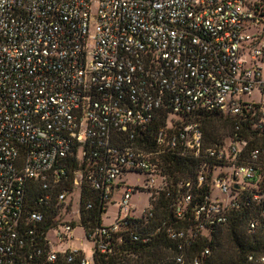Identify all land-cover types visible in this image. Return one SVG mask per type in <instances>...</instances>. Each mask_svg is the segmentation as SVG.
<instances>
[{
  "label": "built area",
  "instance_id": "obj_1",
  "mask_svg": "<svg viewBox=\"0 0 264 264\" xmlns=\"http://www.w3.org/2000/svg\"><path fill=\"white\" fill-rule=\"evenodd\" d=\"M208 112L233 122L211 145L199 119ZM178 159L202 163L195 179L174 183ZM223 165L233 171L216 178ZM129 172L145 174L144 186L123 180ZM85 185L108 202L89 227ZM137 191L149 193L140 214ZM162 193L173 196L167 232L181 249L243 203L264 216V0H0V264H96ZM110 202L119 212L106 224ZM78 226L90 257L71 244Z\"/></svg>",
  "mask_w": 264,
  "mask_h": 264
},
{
  "label": "trees",
  "instance_id": "obj_2",
  "mask_svg": "<svg viewBox=\"0 0 264 264\" xmlns=\"http://www.w3.org/2000/svg\"><path fill=\"white\" fill-rule=\"evenodd\" d=\"M199 119L209 145L223 139L225 132L221 126L228 125L229 131L233 128L232 120L217 112L203 113ZM201 166L202 163L197 159L176 160L170 169L174 183L188 177L195 179ZM210 185L211 176L205 186L206 189ZM40 187L39 182L32 183L31 195H36ZM172 201V195L167 196L163 193L159 195L153 214L148 221L144 219L129 221L130 226L122 229L123 238L116 240L113 252L96 254L95 263L194 264L195 257L202 256L203 251L209 248L210 254L202 256L201 264H264L260 259L264 255V216L261 215L259 205L241 204L239 208L232 211L230 220L226 224L207 231L206 235L198 236L190 245L181 249L179 242L172 239L167 232V226L174 220L170 206ZM90 203L92 207L88 208ZM107 204V200L99 191L85 185L80 200L84 225L89 227L101 223ZM44 209L49 220L50 212ZM252 218L257 219L258 223L256 228L250 229L249 222ZM164 221L166 225L163 224ZM188 223L186 220H180L175 224L181 227ZM210 234L211 238L208 237ZM181 254L182 262L178 261V256Z\"/></svg>",
  "mask_w": 264,
  "mask_h": 264
},
{
  "label": "rangeland",
  "instance_id": "obj_3",
  "mask_svg": "<svg viewBox=\"0 0 264 264\" xmlns=\"http://www.w3.org/2000/svg\"><path fill=\"white\" fill-rule=\"evenodd\" d=\"M259 98L260 95L259 94H255L254 96H246L247 99L249 100H253L254 98ZM223 129V131L225 132L223 135V138L226 137V133L227 131H229V126H221ZM233 171L231 166H227V165H223V166H218L215 170V177L217 178L220 174L222 173H226L229 172L231 173ZM145 179H146V175L145 174H141V173H136V172H129L126 175H124L123 180H126L128 182V184L132 185V186H139L142 187L145 184ZM69 187H71V185H69ZM72 189V188H70ZM80 192V188L76 187L74 190V197H72V195L70 194V196L68 197V201L70 203H72V205L77 206L78 205V194ZM213 195H219L224 197V194H222V192L218 189L215 188L213 190ZM74 198V199H73ZM115 200L118 199V195L115 196L114 198ZM132 204H134L136 206V213L140 214L144 211V209L148 206L149 204V193L148 192H143V191H137L133 194L132 197ZM118 212H119V207L117 205V203L115 202H110L109 203V208H108V212L105 214L104 217V223L106 224H110L112 223L118 216ZM75 219L76 221L78 220L77 214L73 213V212H66L64 215V220L65 221H71ZM56 230L52 229L51 231V238L53 240H56ZM211 234L208 236L209 238H211ZM71 244L74 247L77 248H83L87 250V256H91L92 254V246H93V242L91 240H89L86 235H85V228L82 226H78L75 228L74 230V239L71 241Z\"/></svg>",
  "mask_w": 264,
  "mask_h": 264
}]
</instances>
